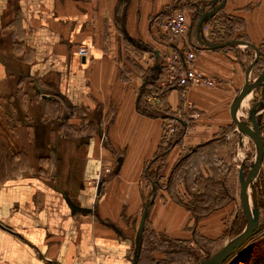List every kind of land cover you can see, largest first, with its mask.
<instances>
[{
    "label": "crops",
    "instance_id": "0c3cea01",
    "mask_svg": "<svg viewBox=\"0 0 264 264\" xmlns=\"http://www.w3.org/2000/svg\"><path fill=\"white\" fill-rule=\"evenodd\" d=\"M184 1L203 3L208 17L221 0ZM175 8L176 0H0V264H132L146 206L136 228L127 218L147 195L148 167L175 118L185 129L167 151L169 172L187 149L211 141L227 146L218 159L237 171L230 110L260 71L250 67L264 53V0H227L221 10L243 21L232 40L211 41L203 23L199 36L191 25L186 36L166 35L162 14ZM190 47L194 68L217 85L161 88L168 51ZM259 105L264 126V86L247 94L237 118ZM150 203L154 233L195 243L184 207L166 191ZM235 205L199 217L195 234L226 237Z\"/></svg>",
    "mask_w": 264,
    "mask_h": 264
},
{
    "label": "rangeland",
    "instance_id": "374dc122",
    "mask_svg": "<svg viewBox=\"0 0 264 264\" xmlns=\"http://www.w3.org/2000/svg\"><path fill=\"white\" fill-rule=\"evenodd\" d=\"M188 6H197L199 8V15H201L200 13V9H204L205 5L202 3L200 4H189L186 3L184 0H176V10L178 12L181 13H185L186 16L192 18L193 13L190 12L189 9H187ZM173 12L170 13L173 14ZM204 14H206L204 12ZM232 17V19H231ZM189 19V18H188ZM201 19V18H200ZM191 24V21H190ZM204 29L206 32H208V38L211 41H220V40H229L232 38H234L235 36L239 35V32H241V25L239 24V22H237V20H234V16L228 15L225 12H223L222 10L219 11L215 17L210 18V19H205L204 22ZM235 26V28L232 31H229L228 29H226V26ZM196 27H194L195 30ZM165 36V35H164ZM167 37V36H165ZM168 38V37H167ZM261 70L256 72V75H252L251 78V83H253V81L257 78V80L259 79V75L261 74ZM253 106V104L251 105ZM263 108V106L259 105L256 107L255 111H252L250 108H248V116H245V118H243V122L248 125V126H252V122H251V116L255 117L256 120H258V122L260 121V117H259V112L261 111V109ZM261 124V123H260ZM176 125V124H175ZM236 125L233 123V126L231 125L230 128L228 129L229 132L233 133V131L235 130ZM168 127H166V134L164 136V140L162 141V147L159 151L160 152H164L168 149L170 141L172 136H170L168 133ZM239 132V133H238ZM262 136L264 137V131H262ZM223 135V134H222ZM229 150L228 153H232V155H234L233 157V161L231 160V166H234L235 168H238L237 171H233V172H229L226 171L224 173L221 174V178L223 179V182L226 185V189H227V194H229V196L232 198V200H235V211L239 210V215L234 219H230L232 221L229 220V222L227 223V236L223 237L219 242L216 240V242H213L212 244L205 242L203 239H200L198 236H196L194 238V242L195 243H189V246H191L192 248L195 249L196 253L199 255V257L201 258L200 261L196 264H200L202 261L208 259L209 257L213 256L216 252H218L220 249H222L227 243H229V240H231V238L229 236H233V231H236L238 229V227L243 224V211H242V207H241V199H240V195H241V189H240V180H239V171L241 169V167H243V173H244V177L247 176L248 173L251 172V170L253 169V160H254V156H255V151L257 148V142L254 138H252L250 135L244 133L243 131H240L239 129L237 130V132L235 133V136L232 137V139L229 140ZM191 150L193 149H187L182 155L181 157H179L178 161L185 156L186 154H188ZM168 151V150H167ZM166 151V152H167ZM177 161V162H178ZM176 162V163H177ZM193 161H191L192 163ZM225 164H229L228 162H225ZM162 166V168L160 169V171L157 170L158 166ZM150 167V166H149ZM148 167V168H149ZM152 169L149 171L150 172V176L151 178L154 177V175L156 174V170L158 171V173L155 175L156 179H154L155 181L151 180L150 177L148 178V191H147V195L145 197V199L143 200V203L141 204V206L139 207V210L137 212V214L135 215L134 219L133 218H127L128 223L132 224L134 228L137 227L139 219H140V215L144 209V207L150 203L151 201L154 200V198H156L157 196H159L160 194H162V192L166 191L167 194L168 193V183H169V171H168V164L165 158V161L162 163H158L155 164V166L153 165L151 167ZM205 170V169H204ZM155 173V174H154ZM36 173H30L29 175H34ZM47 177H51L52 174L50 173H42ZM206 174V173H205ZM195 179V174H191L190 175V179L188 180V184L192 185L193 189L189 188L188 193H186L185 188L186 185H184L183 180H181V178L177 179L176 181H174L175 184V190L178 193V196L183 200V201H188L190 198V196H188L190 193L192 194H198L200 192V188L197 185L194 186V181ZM151 184H153V190L151 187ZM172 191L173 192H175ZM190 191V192H189ZM262 191L264 192V177L262 176V174H260V172L256 175V177L254 178L252 184H251V188H250V192H249V200H250V207L254 210L256 209V202L262 200ZM194 221H192L191 226L188 227L191 230L195 228V219H193ZM245 220V219H244ZM260 223L264 224V210L261 208L260 210ZM246 222L244 225V229L246 228ZM145 229H147L149 232L147 234H145V239H144V233L143 236L141 238V253L142 254V250L144 248H146V244L143 242H146V239H148L149 237V233L153 232L152 231V225H151V221H149V218L147 220L146 223V227ZM264 231H262L259 235H261ZM257 235L256 237L253 238V240L251 242H249L246 247L240 252L238 253L234 258H232L230 260V262L235 259L238 258V262L241 264V262L244 264H251V257L250 258H246L249 257L248 254L250 255L252 253V246L255 243L254 241L259 238ZM156 242H161L162 236L160 234H156L154 233L153 236H151ZM150 237V238H151ZM226 238V239H225ZM264 239V238H262ZM259 239L257 242L260 243ZM258 243V244H259ZM138 241L137 238L133 240V245H132V252L134 253L135 250L138 248ZM169 245V244H168ZM168 245H165V243H162V246L160 248V250L153 252L151 256L153 255H160L163 256L162 258L159 257L158 260L160 263L159 264H169V256H166L164 254V248H167L168 250L170 249V247H168ZM251 246V248H250ZM250 248V250H249ZM261 246H259L258 248H256V250H254V254L255 256H257L258 254H261ZM139 254V255H140ZM131 258H132V254H131ZM145 259H140L138 264H143V263H147L145 262ZM156 261V262H158ZM228 262V264L230 263ZM148 264V263H147ZM157 264V263H155ZM193 264V263H192Z\"/></svg>",
    "mask_w": 264,
    "mask_h": 264
},
{
    "label": "trees",
    "instance_id": "16d2710c",
    "mask_svg": "<svg viewBox=\"0 0 264 264\" xmlns=\"http://www.w3.org/2000/svg\"><path fill=\"white\" fill-rule=\"evenodd\" d=\"M187 9L190 10V12L193 13L191 18V27H196L201 16L199 15L198 11L199 8L197 6H188ZM163 20L170 16L169 12H164L162 14ZM215 17V16H213ZM212 17V18H213ZM232 19V17H231ZM234 20H237L241 27L243 28V21L240 18L234 17ZM235 28V26H226V29L229 31H232ZM241 28V29H242ZM238 37L235 36L234 38L231 37V39H237ZM255 67H258L259 70H264V53L260 52L259 57L256 61ZM179 85L175 86L178 87ZM183 88V87H182ZM171 90V87L168 88ZM184 118H175V129L176 132L172 136L169 147L167 150H170L173 146L178 145L182 141L183 133H184ZM263 125L260 124L261 130H263ZM264 141V137H263ZM225 144L219 141H211L209 143L200 145L193 150H191L188 154L183 156L171 169L169 173V183L167 186L169 196L172 198L173 201L184 207L192 216L195 221L198 220L201 216H206L208 214H211L214 211H217L219 209H222L226 206H228L232 202V198L227 194V189L224 185L223 179L220 177L222 173L226 172L228 167L225 162H227L224 159H218L219 152ZM162 147V144L160 146V149ZM166 150V151H167ZM160 152L158 156L150 163L149 171L152 169L151 167L155 164H158L160 162H164L166 158L167 152ZM191 161H193L191 163ZM264 161V151H263V158L262 163ZM162 166H158L157 170L160 171ZM205 169V170H204ZM156 170V174L158 171ZM151 172V171H150ZM150 172H148V178L152 175H150ZM154 173V174H155ZM206 173V174H205ZM155 174V175H156ZM195 174V179L193 181L194 186L201 187L200 192L198 194H192L190 193L188 196V201H183L179 196L178 193L175 190V184L174 181L181 178L183 180L184 185H186L185 191L188 193L189 188L193 189L192 185L188 184V180L190 179V175ZM154 175V179H156V176ZM153 178L150 177L151 180L155 181ZM172 193V191H174ZM190 192V191H189ZM262 200L256 202V209L259 213V230L258 235L264 231V224L260 223V210L261 208L264 210V192L262 191ZM243 224H241L236 231H233V235L237 236L244 230L245 222L247 224L246 217L243 213ZM194 233V238L198 236L200 239H203L205 242H208L212 244L213 242H216V240L211 239H205L201 236L195 234L196 231L192 229ZM149 231L147 229H144V239L145 234H147ZM154 235V232L149 233L148 239H146L145 243L147 246L142 250L141 259H151L152 262L155 264H159L160 262H156L155 257L151 256L153 252H156L160 250L162 243H165V245H168L170 249L164 248V254L166 256H169V264H196L200 261L199 255L196 253L195 249L189 246V243L191 241L186 240H174L170 239L166 236H162L161 242H156L151 236ZM151 237V238H150ZM252 246V253L246 257V258H252L251 264H264V232L258 236ZM259 239L260 243L257 242ZM259 243V244H258ZM261 246V254H258L257 256L253 255L254 250ZM251 248V246H250ZM249 248V250H250ZM146 264V263H143ZM229 264H240L238 262V258L233 259ZM241 264H243L241 262ZM245 264V263H244Z\"/></svg>",
    "mask_w": 264,
    "mask_h": 264
},
{
    "label": "water",
    "instance_id": "95a60500",
    "mask_svg": "<svg viewBox=\"0 0 264 264\" xmlns=\"http://www.w3.org/2000/svg\"><path fill=\"white\" fill-rule=\"evenodd\" d=\"M217 1H220V0H217ZM226 2L227 0H221L218 6L212 10V12L208 15V17L206 18L202 17L199 20L197 27H196L198 36H199V29L202 23L204 22V20L210 19L215 14H217L226 5ZM229 43L232 44L235 42H229ZM245 44H248V43L245 42ZM258 57L259 55L255 58L254 62L252 63L250 67V71L255 66ZM259 86H264V70L256 83L249 84L247 80L245 87L240 92V94L235 98L234 102L232 103L231 110H230L231 118L234 124L237 126V128L240 131H243L244 133L250 135L257 142V148L255 151V156L253 160V167H252L253 169L251 170L250 173L247 174L246 177H244L243 167H241L239 171V180H240V189H241V195H240L241 207L246 217L247 225L242 233L237 235L233 240L227 243L222 249L216 252L213 256L202 261L200 264H228V262H230V260L234 258L238 253H240L246 247V245L249 242H251L253 238L258 234L259 213L257 209L253 210L250 207L249 192H250L251 184L254 178L260 172V169H261L263 151H264V141H263V136L261 133L260 122H258V120H256L255 117L251 116L252 126H248L237 118L236 113H237L238 107L240 106L241 102L245 99L247 94L252 89L259 87ZM252 111H255V109H253ZM150 205L151 203L147 204L143 211L142 218H141V224H140V228L138 231L139 237H142L144 233ZM140 250H141V242H139V245L137 248V255L134 258L132 264H137V260L139 257L138 253H140Z\"/></svg>",
    "mask_w": 264,
    "mask_h": 264
},
{
    "label": "built area",
    "instance_id": "2783aa9c",
    "mask_svg": "<svg viewBox=\"0 0 264 264\" xmlns=\"http://www.w3.org/2000/svg\"><path fill=\"white\" fill-rule=\"evenodd\" d=\"M201 18H206L204 9H200ZM190 20L185 13L174 11L166 18L163 25V32L172 37H183L189 32ZM79 56L87 57L89 50L85 46H80L77 50ZM196 60V52L193 47L186 50L173 48L166 55V73L163 78L158 80L161 88H170L174 85H179L188 90L192 87H214L217 85V80L210 75H205L194 68ZM176 132L175 126H168V134L174 135ZM110 172V170H107Z\"/></svg>",
    "mask_w": 264,
    "mask_h": 264
}]
</instances>
